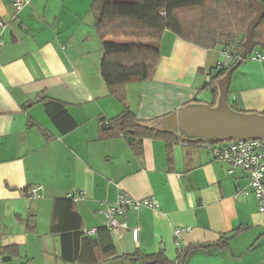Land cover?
<instances>
[{
    "label": "crops",
    "instance_id": "obj_1",
    "mask_svg": "<svg viewBox=\"0 0 264 264\" xmlns=\"http://www.w3.org/2000/svg\"><path fill=\"white\" fill-rule=\"evenodd\" d=\"M91 3L26 0L16 10L13 0H0V247L12 248L0 264H143L139 256L162 251L173 261L188 246L194 247L185 264H264V213L245 171L226 172L203 143L174 142L168 160L162 139L144 138L136 154L124 137L101 136L124 101L145 122L195 101L212 103L221 45L204 48L166 30L152 77L126 83L120 97L101 75ZM43 95L66 104L74 129L60 133L38 101ZM228 102L264 113V61L248 58L237 67ZM29 186H40L42 197L25 198ZM77 192L84 193L74 204L78 258L66 261L64 231L52 230V221L55 214L63 225L74 224L56 199ZM119 193L154 197L158 207L128 209L126 228L114 232L103 208ZM176 228L184 229L177 237ZM74 238L72 232L65 244ZM223 239L226 245L215 244Z\"/></svg>",
    "mask_w": 264,
    "mask_h": 264
},
{
    "label": "trees",
    "instance_id": "obj_2",
    "mask_svg": "<svg viewBox=\"0 0 264 264\" xmlns=\"http://www.w3.org/2000/svg\"><path fill=\"white\" fill-rule=\"evenodd\" d=\"M258 1L264 4V0ZM90 10L94 17V27L102 42L101 75L110 93H119L120 97H123L121 89L126 83L144 81L152 77L160 58L158 43L166 30L204 48L221 45L222 51L229 47L236 51L237 56L233 62L235 63L242 49L246 26L255 14L247 0H92ZM162 12L165 16L161 15ZM252 36L258 47L264 48V14L254 28ZM233 63L229 66L214 67L215 75L222 77ZM212 90L215 98L209 105L214 106L219 93L216 84ZM38 101L43 104L46 114L60 133H67L76 127L77 123L68 113L64 102L44 95L39 96ZM103 126L107 129H101L102 137L122 136L136 154L141 152L144 138L162 139L166 144L168 160L174 142L184 140L185 143H206L200 139H182L175 131L154 127L152 121L139 120L125 101L123 110ZM57 202L64 203V216L70 217L74 224L63 225L54 214L52 230L64 231L61 256L66 261H74L78 258L76 240L81 235L78 231L80 215L70 197L56 199ZM72 232L75 237L74 244L66 245L67 236ZM215 244L226 245L227 240L223 239ZM193 247L178 250L173 261L168 260L162 251L139 256V259L157 264H185ZM112 250L110 245L107 251L112 254ZM11 255V247H0V260H8Z\"/></svg>",
    "mask_w": 264,
    "mask_h": 264
},
{
    "label": "water",
    "instance_id": "obj_3",
    "mask_svg": "<svg viewBox=\"0 0 264 264\" xmlns=\"http://www.w3.org/2000/svg\"><path fill=\"white\" fill-rule=\"evenodd\" d=\"M255 11L253 18L246 26L245 38L238 61L233 63L220 77L217 103L212 106L206 103H188L176 111L152 122L161 129L177 132L189 140L228 141L232 139H261L264 141V113L241 112L234 110L228 102V87L232 73L247 59L248 55L258 46L252 33L264 14V4L258 0H247ZM110 127V125H108ZM233 232L226 237L232 236ZM143 264H154L145 261Z\"/></svg>",
    "mask_w": 264,
    "mask_h": 264
},
{
    "label": "built area",
    "instance_id": "obj_4",
    "mask_svg": "<svg viewBox=\"0 0 264 264\" xmlns=\"http://www.w3.org/2000/svg\"><path fill=\"white\" fill-rule=\"evenodd\" d=\"M25 2L26 0H13L14 8L19 10ZM161 15L165 16V13L162 12ZM4 26L5 24L0 18V47L3 45L2 33ZM221 55L222 60L217 63L216 67L229 66L237 56L236 51L229 47H225L221 51ZM248 58L264 61V51L254 49L248 55ZM204 145L212 152L215 160L226 165V172L230 173L235 169H241L247 173L248 184L251 192L256 197L258 209L264 213V141L261 139H232L228 141L206 142ZM40 190V186L26 187L23 190V196L28 199L41 198L42 194ZM67 197L77 202L84 198V193H71ZM140 207L156 209L158 201L154 197L135 199L125 193H119L115 201L107 203L103 208L106 227L114 232H119L121 229L126 228V223L123 220L126 212L128 209L136 210ZM182 230L184 229H174V236L177 237ZM132 237L137 242V229H132Z\"/></svg>",
    "mask_w": 264,
    "mask_h": 264
},
{
    "label": "rangeland",
    "instance_id": "obj_5",
    "mask_svg": "<svg viewBox=\"0 0 264 264\" xmlns=\"http://www.w3.org/2000/svg\"><path fill=\"white\" fill-rule=\"evenodd\" d=\"M256 48H259V47L257 46ZM206 100H207V102H209L208 98Z\"/></svg>",
    "mask_w": 264,
    "mask_h": 264
}]
</instances>
